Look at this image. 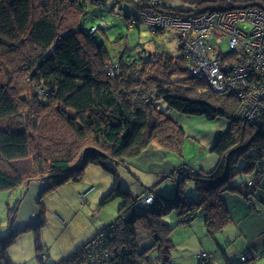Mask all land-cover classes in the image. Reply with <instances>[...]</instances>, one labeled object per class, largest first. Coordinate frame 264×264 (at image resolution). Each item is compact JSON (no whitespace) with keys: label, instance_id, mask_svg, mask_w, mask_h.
Instances as JSON below:
<instances>
[{"label":"trees","instance_id":"trees-1","mask_svg":"<svg viewBox=\"0 0 264 264\" xmlns=\"http://www.w3.org/2000/svg\"><path fill=\"white\" fill-rule=\"evenodd\" d=\"M181 2L178 6L162 7L186 17L190 13H210L250 5L264 11V0ZM147 6V3L136 2L133 7ZM72 9L77 11L76 19L65 28L61 27L66 22L65 11ZM85 11L84 0H0V54L9 55L28 45L22 70H27L35 85L49 94L47 96L42 90L31 98L30 105L33 106L20 107L12 103L0 83V191L13 190L35 179L37 174L49 183V188L76 182L89 164L112 172L116 177L118 166H127L128 161L142 155L157 139L163 129L161 118L171 121L169 112L204 118L209 122L223 119L227 127L217 134L211 151L218 158L216 165L209 172L194 168L195 177L188 176L193 179L197 198H184L183 177L187 176H180L176 180V196L166 198L152 190L153 203L139 206L134 194L119 190L116 181L101 203L120 195L123 202L118 216L53 263L174 264L170 254L174 247L171 231L177 224H189L186 222L189 211L194 216L196 213L203 215L206 231L212 235L222 231L231 220L222 201L224 193L252 200L250 191L256 189L259 177L264 175V110L254 118L256 124L236 116L240 104L236 97L215 93L205 79L188 76L184 57L179 54L174 58L165 50L158 52L156 57L152 55L147 68L139 59L127 58L120 64L118 74L125 76L124 83L120 87L114 85L106 70L101 75L94 70L84 51L83 45L90 43L100 56L103 51L107 52L104 42L98 41L96 35H87L90 29L82 24ZM153 63L161 65L160 74L141 76L147 69L152 70ZM158 101L166 104L167 112L159 109ZM51 105H54L59 120L78 140L87 144L78 153L70 147L50 152L45 169V159L40 152L34 155L35 166L27 162L32 132L20 118L22 110L27 113L34 109L30 110L34 115L31 122L34 128L38 113ZM179 129L178 138L165 141L166 147L179 148L183 135ZM183 165L190 166L186 162ZM248 181H251L250 186ZM144 193L145 190L138 196ZM173 212L177 216L174 225L162 221L165 215ZM98 235L100 237L94 240ZM0 241L4 243L0 246V264H14L6 254L10 242L8 236L1 237ZM91 242L95 243L85 248ZM104 251L108 254L106 258ZM247 261L249 258L240 262L247 264Z\"/></svg>","mask_w":264,"mask_h":264},{"label":"rangeland","instance_id":"rangeland-1","mask_svg":"<svg viewBox=\"0 0 264 264\" xmlns=\"http://www.w3.org/2000/svg\"><path fill=\"white\" fill-rule=\"evenodd\" d=\"M230 1L237 3L240 0ZM84 2L86 11L82 24L87 29H91L87 35L89 37L96 35L98 41L104 42L107 52L103 51L100 56L90 43L83 45L84 51L89 55L94 70L100 75L106 70L109 81L114 85L118 84L120 87L124 83L125 76H118V74L120 73V64H123L127 58L133 56L147 68L150 66L147 63L152 61L151 56L156 57L158 52L164 50L168 51L174 58L179 54L184 57L188 76L204 79L203 76L193 75L202 67L197 66L199 62H195L188 47L192 42L197 43L198 46L203 45V24L194 23L187 31H183L176 22L172 24L170 19L173 17L183 18L185 21L199 17L203 19V14L207 13H190V16L186 17L182 13L175 14L173 10L163 8L181 5V0H84ZM136 2L138 4L147 3L149 6L138 7L137 9L133 7ZM142 12L145 13L141 14ZM76 13L77 11L74 9L65 11L66 22H63L61 27L65 28L68 24L70 25V22H73L77 17ZM248 28L250 30L251 26L249 25ZM212 43L215 44L216 41L212 40ZM220 47L222 52L227 54L224 55L226 60L236 56L235 52L227 53L226 40L220 43ZM27 49L28 45H24L15 53L0 54V83L3 84L12 103L29 108L34 105L30 104L32 103L31 98L36 96V93L40 94L39 92L43 90L47 96L49 94L41 86L35 85V81L28 76L27 70H22L24 67L22 65L26 62L24 56ZM197 53L200 54L198 59H203V51L198 50L194 55L197 56ZM147 70L141 76L160 74L161 65L153 63L152 70ZM205 80L207 81V79ZM207 83L215 92L208 81ZM240 87L244 89V85ZM215 93L232 94L228 88ZM41 97L43 98V96ZM262 99L264 105V97ZM243 100L241 99V102ZM258 103L257 100H252L251 106ZM157 104L159 109L168 111L163 101H158ZM30 110L33 111L34 109ZM30 110L27 111L28 115L22 110L23 116L20 119L24 121L28 131L32 132L30 138L31 154L27 160L31 166H35L34 155L37 152L44 156L43 166L46 169L50 152H57L60 148L70 147L78 153L80 148L87 144L84 140H78L71 129L62 120H59L55 114L54 105L38 113L34 128L31 127L34 115ZM174 113H168L171 121L161 118L163 129L147 150L153 147L167 151L166 153H170L167 156L172 166H178L183 161L194 163L197 166V161L202 157V144L199 143H202V138L207 135L208 127L200 118L184 115L174 116ZM236 116L241 117L239 110L236 112ZM245 117L249 119L250 123L256 124L255 120L252 119L253 117ZM178 128L183 131L179 148L178 146L166 147L165 141H175L172 138H178L180 133ZM168 135L170 137L167 139ZM142 165L144 168L138 165L134 166V169L129 164L128 166L120 165L116 169L117 176L115 177L112 172L89 164L80 180L76 182L70 181L58 187L49 188V183L42 180L40 174H37L35 179L13 190L0 191V238L8 236V240H10L6 246V254L9 260L14 264H53L68 255L96 229L109 224L118 216V210L123 202L120 195L113 197L104 204L101 203L102 199L111 192L116 181L119 190H128L136 194L134 196L139 206L151 205L153 201L143 203L142 201L139 202V199H143L148 194H152L154 197V192L157 193L156 189L159 190L160 195L172 198L175 193L172 190H174L177 184L176 180L180 176H187L183 177L185 178L182 189L184 198L187 199V195H193L194 198H197L193 179H189V177L193 178L196 175L193 166L180 165L164 176L155 178L148 171L152 169L151 163H143ZM5 166L7 167L6 164ZM250 184L249 181L248 185ZM147 186L150 188L143 189ZM142 189L145 190V193L138 196L137 193ZM192 213L189 211L186 217V222L189 224H177L171 231L174 247L170 254L174 264H208L210 255L207 251L214 252L211 248L215 244L213 245L205 239L203 215L196 213L194 216ZM162 221L174 225L177 216L174 212L169 213L162 218ZM98 237L100 235L96 236L94 240ZM2 244L4 243L0 241V246ZM245 249V243L240 238L228 245L225 253L228 256L234 255L232 258L235 260L246 261L249 258L247 263L254 260L257 263L262 259L261 256L260 259L255 258L257 252ZM212 260L218 262V255L214 256Z\"/></svg>","mask_w":264,"mask_h":264},{"label":"built area","instance_id":"built-area-1","mask_svg":"<svg viewBox=\"0 0 264 264\" xmlns=\"http://www.w3.org/2000/svg\"><path fill=\"white\" fill-rule=\"evenodd\" d=\"M170 20L172 24L176 22L183 31H187L194 23L203 24V45L198 46L194 42L188 45L189 53L193 54L195 62H199L197 66L202 67L193 75L203 76L215 91L228 88L240 101L238 110L241 116L246 120L249 119L245 116L254 119L264 109V11L258 6L250 5L245 8L212 11L203 14V19L199 17L185 21L183 18L173 17ZM165 23L168 24L166 21ZM212 40L216 43L213 44ZM223 40L227 42V53H236L229 60L224 58L227 54L220 47ZM198 50L203 51V59H198L199 53L194 55ZM241 85H244V89H241ZM241 99L244 100L241 102ZM252 100L259 103L251 106ZM141 201L151 203L152 194L140 198L139 202ZM93 243L86 244L85 248L91 247ZM104 252L106 258L108 254L107 251ZM259 257L255 253V258Z\"/></svg>","mask_w":264,"mask_h":264},{"label":"crops","instance_id":"crops-1","mask_svg":"<svg viewBox=\"0 0 264 264\" xmlns=\"http://www.w3.org/2000/svg\"><path fill=\"white\" fill-rule=\"evenodd\" d=\"M175 115L178 116L181 114L175 112L174 116ZM200 120L203 121L206 127H208V133L202 138V143H199L202 144V157L197 161L198 167L194 163L191 164L187 161H183L178 166L183 165V163L186 162L187 165L193 166L194 168L201 171H209L216 165L218 161V158L210 151V148H212L215 143L216 135L226 129L227 123L223 119H217L213 122H209L204 118H200ZM166 152L167 151L161 148L156 149L152 147L149 150H146L139 157L128 161L127 166L129 164L130 167L132 168L133 166L134 169V166L139 165L140 167L144 168L142 165L143 163H151L152 169H149L148 171L153 174L155 178L158 176L162 177L171 170L178 167L172 166L167 156L170 153ZM145 188H150V186L144 187L143 189ZM143 189L140 192H142ZM156 190L157 192L159 191L158 189ZM250 192V198L252 200L249 201L237 194L226 193L222 195V201L229 210L231 218L230 222L223 228L222 231L210 235L207 233L203 222L205 239H207L209 243L213 245L215 244V246L211 248V250L214 252L207 251L210 255L208 264H225V262L226 264H242L239 259L235 260L232 258L234 255L228 256L225 253V251L228 249V245L233 243L235 239L239 240L240 238L242 239V242L245 243V250H253L254 252L260 254L262 258H259L260 260L257 263H255L254 260L253 262H249L247 264H264V175L263 177H259L258 186H256V189H251ZM186 198L190 200L194 197L193 195H187ZM217 250L218 253H216ZM216 255H218L219 263L212 260V258H214Z\"/></svg>","mask_w":264,"mask_h":264},{"label":"flooded vegetation","instance_id":"flooded-vegetation-1","mask_svg":"<svg viewBox=\"0 0 264 264\" xmlns=\"http://www.w3.org/2000/svg\"><path fill=\"white\" fill-rule=\"evenodd\" d=\"M176 185H177V184H176ZM176 185H175V187H174V190L172 191V192L175 191L174 195H172L173 197L176 196V194H177V186H176Z\"/></svg>","mask_w":264,"mask_h":264},{"label":"water","instance_id":"water-1","mask_svg":"<svg viewBox=\"0 0 264 264\" xmlns=\"http://www.w3.org/2000/svg\"><path fill=\"white\" fill-rule=\"evenodd\" d=\"M91 30V29H90ZM215 91V90H214ZM215 92H217V91H215ZM213 147V146H212ZM210 151H212V148H210ZM177 186V185H176Z\"/></svg>","mask_w":264,"mask_h":264}]
</instances>
